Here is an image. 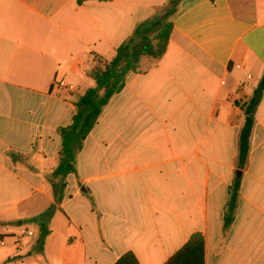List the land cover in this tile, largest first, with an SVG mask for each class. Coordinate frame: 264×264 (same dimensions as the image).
I'll list each match as a JSON object with an SVG mask.
<instances>
[{"label":"crops","instance_id":"crops-1","mask_svg":"<svg viewBox=\"0 0 264 264\" xmlns=\"http://www.w3.org/2000/svg\"><path fill=\"white\" fill-rule=\"evenodd\" d=\"M168 1L0 0V264H115L127 253L165 264L194 234L206 264H264V92L238 168L243 107L264 76V0H184L166 54L113 97L56 202L58 130L95 86L94 56L112 60ZM53 206L40 250L32 219Z\"/></svg>","mask_w":264,"mask_h":264},{"label":"trees","instance_id":"trees-1","mask_svg":"<svg viewBox=\"0 0 264 264\" xmlns=\"http://www.w3.org/2000/svg\"><path fill=\"white\" fill-rule=\"evenodd\" d=\"M93 0H78L79 4ZM105 2L108 0H95ZM184 0H169L150 20L137 26L132 37L123 43L115 57L107 61L94 56L95 65L89 70L95 87L88 89L75 103L76 113L73 122L61 127L58 133L62 140L59 164L53 173V190L57 204L64 198L66 179L77 174V156L87 137L96 126L105 108L113 97L121 93L132 74L145 73L156 65L166 54L174 30V18ZM264 92V76L254 91L250 101L243 107L245 124L239 137L238 168L245 169L250 152V139L255 124V114ZM241 189V180L235 179L229 188V201L224 216V229L228 230L234 222ZM57 211L53 206L44 214L32 219L39 227L37 246L43 249L51 231L49 221ZM115 264H139L133 253L122 256ZM165 264H206L205 240L201 234H194Z\"/></svg>","mask_w":264,"mask_h":264},{"label":"built area","instance_id":"built-area-1","mask_svg":"<svg viewBox=\"0 0 264 264\" xmlns=\"http://www.w3.org/2000/svg\"><path fill=\"white\" fill-rule=\"evenodd\" d=\"M249 78H250V76H249ZM223 84H225V82H223ZM33 237H34V233L31 231H27L24 234L18 236L15 239V246H16L17 250H22L25 246V240L28 238H33ZM5 244L6 243L4 241L1 242V246H5Z\"/></svg>","mask_w":264,"mask_h":264},{"label":"water","instance_id":"water-1","mask_svg":"<svg viewBox=\"0 0 264 264\" xmlns=\"http://www.w3.org/2000/svg\"><path fill=\"white\" fill-rule=\"evenodd\" d=\"M241 174H242V173H241V172H239V173H238V176H241Z\"/></svg>","mask_w":264,"mask_h":264},{"label":"rangeland","instance_id":"rangeland-1","mask_svg":"<svg viewBox=\"0 0 264 264\" xmlns=\"http://www.w3.org/2000/svg\"><path fill=\"white\" fill-rule=\"evenodd\" d=\"M95 87V86H94ZM12 243V242H11Z\"/></svg>","mask_w":264,"mask_h":264}]
</instances>
